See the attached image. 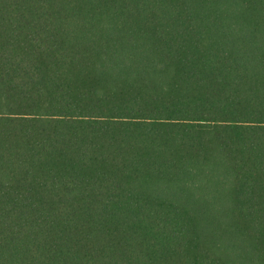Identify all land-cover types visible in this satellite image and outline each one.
Returning a JSON list of instances; mask_svg holds the SVG:
<instances>
[{
  "label": "trees",
  "instance_id": "16d2710c",
  "mask_svg": "<svg viewBox=\"0 0 264 264\" xmlns=\"http://www.w3.org/2000/svg\"><path fill=\"white\" fill-rule=\"evenodd\" d=\"M0 264H264V0H0Z\"/></svg>",
  "mask_w": 264,
  "mask_h": 264
}]
</instances>
